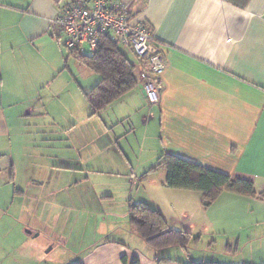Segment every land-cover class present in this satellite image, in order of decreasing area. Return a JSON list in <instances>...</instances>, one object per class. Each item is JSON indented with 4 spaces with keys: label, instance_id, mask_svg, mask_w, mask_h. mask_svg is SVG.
I'll return each mask as SVG.
<instances>
[{
    "label": "crops",
    "instance_id": "1",
    "mask_svg": "<svg viewBox=\"0 0 264 264\" xmlns=\"http://www.w3.org/2000/svg\"><path fill=\"white\" fill-rule=\"evenodd\" d=\"M73 1L0 0V264H124L123 259L126 264L133 259L138 264H264V201L257 197L264 193V0H118L135 21L146 23L161 46L162 92L158 105L147 103L136 58L118 45L134 68L136 85L97 110L88 95L95 94L101 76L63 49L49 28L56 13ZM75 85L83 112L99 121L102 140L92 148V158L83 154L82 160L77 152L79 160L72 163L66 154L63 166L47 173L64 170L75 184L111 181L114 186L123 180L119 203L111 189H95L86 198L45 191L32 170L23 183L12 152L4 151L13 114L6 118L3 106L12 111L27 102L17 115L23 121L35 114L43 88L44 116L55 127L51 138L59 134L72 150L74 108L60 107L59 100ZM164 156L251 182L256 196L222 192L205 210L202 193L166 187V171L157 167ZM79 199L92 204L101 227L93 223L86 247L85 236L74 242L76 259L49 260L47 246L56 254L68 248L63 215ZM102 200L118 211H102ZM129 202L157 211L170 229L200 237L193 246L200 254L193 255L192 247L188 253L172 248L157 254L131 228L127 241L117 225L128 219ZM157 257L171 261L157 263Z\"/></svg>",
    "mask_w": 264,
    "mask_h": 264
},
{
    "label": "rangeland",
    "instance_id": "2",
    "mask_svg": "<svg viewBox=\"0 0 264 264\" xmlns=\"http://www.w3.org/2000/svg\"><path fill=\"white\" fill-rule=\"evenodd\" d=\"M69 6L70 5L65 6V8L59 10L56 13L55 17L51 19L52 24H49L50 32L53 35L52 38L54 40L58 39V43H61V45H62L61 41L63 38V33H61L60 35L59 29L57 28L59 32V35L57 36L56 34H54L53 29L54 26H59L62 23V20L65 17L64 16L65 13L69 11L68 9ZM126 8L129 9L128 7ZM129 13H130L129 16H131V18L133 19V16L130 11ZM143 23L145 27L144 31L148 30V26L146 25V23L145 22ZM105 36L109 37L111 42L117 44V41L114 40L113 37H110L108 34H100L98 37L99 39L98 45L101 39L104 38ZM157 45L161 47L158 42ZM63 48L66 51H75V49L72 50L66 49L64 46ZM83 49L84 48H82V51ZM159 52L161 53V51ZM131 59L133 61L132 56ZM135 64H137L136 60H135ZM75 74L78 75L77 73ZM138 74L140 78L139 70H138ZM65 76H69V74L65 73ZM59 80L61 79H58L57 81ZM141 80L142 79L140 78V81ZM81 81L84 83V80H82V78ZM160 88H162V86ZM42 91H44V93L40 95L42 99H39L36 102H34L35 114H31V117H25V118L19 117V120H22L23 118V121H17V115L21 116L23 114L24 107L28 108V104H23L27 102H21V104L16 105L12 109V111H10L7 106H3L4 116L6 118H10V114H13L12 120H10V125H9L11 128L10 133L5 136L3 147H4V151L12 152L11 158L17 166V171L20 174L21 180L23 178L25 179L26 177H31L30 170H32L35 171V173L42 178L41 180H36L37 182H42V184L38 185L37 187L44 186L45 191L47 190L50 192H55L61 189V193L64 194V196H69V197L71 196L73 198L76 197L86 198L87 195H90L92 192H95V189L99 190L100 192H104L108 189H111L112 192L118 198L117 203L121 202V200L119 199L120 197L118 195L125 194L123 193L125 189H123L121 186V181L123 180L119 179L114 184V186H113V182L111 181L105 185L99 184L98 182H89V183L80 182L78 184H75L74 182L72 183L70 181L69 177L66 175V171L64 170L62 171L52 170L50 173H47L50 167L58 168L59 166L60 167L63 166L62 156L66 154L68 155L72 163H74L75 160L77 159L79 160L78 157L75 158L76 156H78L77 152L79 153V155H81L82 160H83V156H82L83 154H84V158L85 155L92 158V152H93L92 148H94V146H96L99 142H101L102 137L98 136V134L100 133L98 132L99 121L97 117L88 118L89 112L88 111L86 113L83 112V105L80 102V99L76 96L77 94L75 93V91L78 93L79 89L77 85H75L73 87L70 86L66 90L67 92L62 93V99H60L59 102H62L60 107L63 106L69 108L71 106L72 108H74L73 109L75 116L74 123L76 124V126L73 127L72 129H74V132H76L74 135V141H76V144L74 145L72 144L73 149L71 150L70 147H67L68 146L67 141H64V139L62 141L60 139L59 134H57V138L52 139L51 132H53L52 129L54 130L55 127H51L50 125H54V123L46 119L44 116L45 104L43 103L44 101L43 98L44 95L47 96V90L46 88H43ZM67 99H69L70 101L66 102ZM51 175H54L56 178L49 179V176ZM71 176L74 177V175ZM47 182L51 183L50 185L52 186H48ZM20 183L21 182H19V184ZM35 203L37 204V201ZM41 203L42 202L37 204V206L40 205ZM100 209L102 211L107 212L108 215L112 211L113 212L118 211V210L110 211L109 205H107L103 200L100 205ZM94 213L95 212H93L92 204H89L87 200L83 201L79 199V202L78 201L70 202L67 208L66 216L63 215V218L64 217L66 218L68 224V233H67L68 248H62V252L56 254L55 252H47L50 247L47 246V248H45L44 250V254L46 255L45 257L48 258L49 260L57 259L60 261H67V260L69 261L71 259H76V256L72 258V255L77 253L79 249L74 245V242L83 241V237L85 236V242L83 243L84 246L86 247V245L90 242V239L88 238L86 239V237H90L92 235L93 228L96 227L93 226V223L98 222L97 227H101V223L99 222V220L100 218L102 219V217L100 216V218H98ZM109 222L110 220H106L104 224L105 225L110 224V226L114 227V224L112 222L110 223ZM117 227L125 231L126 233L125 239L127 241H130L128 238L130 236L128 234V231H130L128 230L130 229L128 219L126 218L125 222L124 219L119 220ZM138 240L142 241L145 244V242L140 237H138ZM134 242L138 243L136 239H134ZM192 248L195 249V250L193 249V255L198 256L200 254L198 249L200 248H195V247ZM81 249H83V247H81Z\"/></svg>",
    "mask_w": 264,
    "mask_h": 264
},
{
    "label": "trees",
    "instance_id": "3",
    "mask_svg": "<svg viewBox=\"0 0 264 264\" xmlns=\"http://www.w3.org/2000/svg\"><path fill=\"white\" fill-rule=\"evenodd\" d=\"M53 32L56 35L58 34L56 28L53 29ZM56 42L58 43V39ZM61 47L63 48V46ZM68 52L77 61L101 76L99 85L91 92H95V94L88 95L91 106L95 110L104 108L136 85L133 66L118 48V45L111 42L107 36L101 39L95 53L83 54V52L78 50ZM160 166L165 169L167 174L165 183L167 188L202 193L201 204L205 210L210 207L216 197L222 192H231L247 197L256 196L251 182L231 179L229 176L172 156H164L163 160L157 164V167ZM257 197L264 201V193L257 195ZM127 213L129 227L157 254L172 248H181L188 253L189 247H193L200 241V237H194L189 232L170 229L163 217L146 204L129 202ZM122 261L126 264L125 259ZM167 261L171 260L165 257L155 258L157 263ZM130 264H138V261L133 259ZM187 264L217 263L203 261L199 263L189 262Z\"/></svg>",
    "mask_w": 264,
    "mask_h": 264
},
{
    "label": "built area",
    "instance_id": "4",
    "mask_svg": "<svg viewBox=\"0 0 264 264\" xmlns=\"http://www.w3.org/2000/svg\"><path fill=\"white\" fill-rule=\"evenodd\" d=\"M126 7L118 0H74L60 27L54 28L59 29L60 35L63 33L62 45L69 50L82 52L87 47L90 53H95L100 34H108L119 46L132 49L145 99L155 106L161 96L159 82L165 70L161 50L151 30L144 31V23L132 19Z\"/></svg>",
    "mask_w": 264,
    "mask_h": 264
},
{
    "label": "bare ground",
    "instance_id": "5",
    "mask_svg": "<svg viewBox=\"0 0 264 264\" xmlns=\"http://www.w3.org/2000/svg\"><path fill=\"white\" fill-rule=\"evenodd\" d=\"M163 74V73H162ZM159 101H160V98H159Z\"/></svg>",
    "mask_w": 264,
    "mask_h": 264
}]
</instances>
